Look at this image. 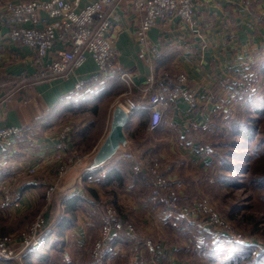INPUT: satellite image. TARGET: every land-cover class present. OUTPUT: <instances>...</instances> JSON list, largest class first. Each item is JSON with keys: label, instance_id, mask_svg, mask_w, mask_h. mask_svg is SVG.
<instances>
[{"label": "crops", "instance_id": "0c3cea01", "mask_svg": "<svg viewBox=\"0 0 264 264\" xmlns=\"http://www.w3.org/2000/svg\"><path fill=\"white\" fill-rule=\"evenodd\" d=\"M8 1L0 0V126H20L26 130L16 140L13 154L0 155V168L7 170L10 176L6 178L10 181L17 178L12 177L14 172L20 176L21 171H16L18 166L21 170L35 166L36 174L41 175L37 180L13 185L18 205L11 214L22 216L35 211L45 197V188L57 168V161L51 162L46 157L62 122H77L70 116L77 119L82 117L78 116L80 114H92L91 110L80 111L81 106L97 104L101 108L94 118H81L75 124L72 147L84 158V165L69 172L54 197L42 208L54 229L56 219L64 213L65 198L78 194L82 200L76 210V224L60 237L63 243L59 247H50L47 260L37 254L33 262L92 264L93 244L105 221L103 210L106 204L113 203L133 220L142 236L157 244L155 251L162 264H190L188 258L178 255L180 249L183 250L180 243L165 244L172 230L187 232L188 223L182 222L186 219L182 214L163 203V188L155 182L150 170L151 156L169 158L172 154L186 153L194 157L196 132L193 129L196 130L195 125L201 126L215 109L206 94L217 82H224L232 71L242 72L264 59V0H199L198 13L192 21L181 22L175 16L158 19L150 30L151 40L163 52L156 63L157 74L169 72L170 84H173L176 74L184 71L189 83L201 93L200 101L194 105L184 101L172 104L159 121L153 118L149 108V95L138 88L131 89L118 77L96 80L97 64L91 55L68 78H36L34 49L10 36L17 23L7 9ZM85 2L83 0L81 5ZM111 14V35L119 52L118 66L132 72L136 82L143 84L150 69L138 53L136 31L141 16L134 9L133 0H119ZM40 17L43 24L47 13L41 11ZM24 77L27 78L26 86L22 82L14 83ZM81 80L85 87L77 91L75 84ZM118 104L126 110L135 107L139 113L125 128V139L118 150L101 159L98 152L111 128ZM141 120H148L143 136L139 134ZM93 121L95 125L101 122L100 136L92 137L94 125L80 137L78 133L82 127ZM168 169L169 178L184 186L179 171L173 174L170 166ZM86 172L91 173L85 176ZM184 217L190 220V216ZM189 235L191 238L194 233ZM190 241L192 243V239ZM188 247L192 250V246L188 244ZM184 248L187 250L186 245ZM153 253L145 240L137 242L130 233L118 231L106 243L104 259L105 264H150Z\"/></svg>", "mask_w": 264, "mask_h": 264}, {"label": "built area", "instance_id": "2783aa9c", "mask_svg": "<svg viewBox=\"0 0 264 264\" xmlns=\"http://www.w3.org/2000/svg\"><path fill=\"white\" fill-rule=\"evenodd\" d=\"M83 0H9L7 9L12 19L17 23L11 29L10 36L31 46L35 51L36 78L39 80H53L68 78L82 65L89 55L97 64V77H118L131 89L138 88L149 95L153 118L159 121L164 112L172 104L184 101L194 105L200 101V91L188 81V75L180 71L175 76V81L170 84L171 75L163 72L158 75L156 63L163 55L160 46L150 38V30L158 19L175 16L181 22L192 21L198 13L199 0H133V7L141 16L137 27L138 53L140 58L150 69L143 84H138L132 72L123 70L118 66L119 55L113 44L111 30L113 19L111 10L119 0H93L82 4ZM45 11L47 18L41 24L40 12ZM21 23V24H18ZM30 25H23V24ZM41 24V25H40ZM21 78L14 83L24 82ZM85 87L84 81L75 84V90L81 91ZM25 96V92L23 94ZM135 107H128L131 110ZM136 109V108H135ZM25 128L20 126H0V145L12 154L15 143L25 133ZM72 124L61 125L54 144L50 147L46 159L57 161L56 177L50 182L46 196L50 200L57 192L68 173L84 165V158L72 147ZM36 173V167H25L22 171ZM155 174L159 172L160 165L151 167ZM170 178L160 176L158 182L165 186L164 201L171 208L177 205L172 197L177 192L170 186ZM163 188V187H162ZM2 201L6 207L18 205V198L12 188L11 182L4 179L0 183ZM208 198L203 200L202 209L206 213V225L214 230L228 233L231 238L239 239L242 235L233 232L232 226L220 212L208 206ZM186 213L191 211L188 206ZM182 215L186 213L182 212ZM127 228L133 238L138 235L128 220H122L117 211L108 207L105 222L100 238L96 241L92 257L95 264H105L104 247L116 230ZM53 225L48 222L43 211L19 232L16 239L11 234L0 235V256L22 260L24 255L43 244L46 236L51 234ZM16 240L20 247L17 248ZM152 248V246H151Z\"/></svg>", "mask_w": 264, "mask_h": 264}, {"label": "rangeland", "instance_id": "374dc122", "mask_svg": "<svg viewBox=\"0 0 264 264\" xmlns=\"http://www.w3.org/2000/svg\"><path fill=\"white\" fill-rule=\"evenodd\" d=\"M263 60L253 63L252 67L245 68L242 72L232 71V74L228 75L224 82H217L211 92L206 94V97H210V100L215 104V109L214 113H211L201 126L194 124L196 126V130L193 129L196 132L194 134V143L196 144V148L193 150L194 157L192 154L186 153H183L184 155L172 154L169 158L161 155L151 156L153 158L151 167H154L156 163L160 165L159 172L154 174L151 167L150 170L154 174L158 186L163 187V192L165 186L161 185L158 180L160 176L169 177V166L172 173L179 171V179L183 180L184 186L178 181L170 179V186L177 192V195L172 197L177 207H169L164 201L163 194L162 201L169 209L178 211L180 215L183 214L182 212L186 213L185 209L180 207L191 208V211L186 213L187 216H190V220L181 215L183 219L186 218L182 222L188 223L186 227L188 233L183 231L178 233L172 230L166 237L165 244L172 241L180 243L183 250L180 249L178 255L188 258L190 264H228L227 261L230 258L223 255V248L234 244L238 245L236 247L238 255L245 256L249 252L252 256L260 252L264 254V110L258 111L259 108H264V102L258 104V96L264 97ZM251 70L255 72L249 73ZM78 116L82 117L77 119L76 116L70 117L78 122L81 118H94L96 115L80 114ZM241 120L248 124L249 130H252L254 140L238 147L236 143L241 139V136L233 132L236 125L243 123L240 122ZM77 122L69 121L73 126V131ZM62 123L65 124L68 121ZM100 123L95 125L91 133L93 138H97L101 134ZM144 133L139 132L140 136H143ZM73 135L74 132L72 138ZM49 160L56 161L52 158ZM18 170L21 171L20 176L14 172L11 175L17 178L9 180L12 182L15 194L17 193L15 185L30 179L37 180L38 176H41L36 173H25L19 166L16 171ZM56 172L57 168L54 177H56ZM7 178L5 179L7 180ZM46 188L45 190H47ZM206 197L208 206L220 212L224 219L231 224L233 232L242 235L239 239L231 238L227 232H220L206 226V213L202 209L203 200ZM1 199L2 194L0 196V235L11 234L16 239L19 232L30 224L39 212L43 211L46 216V210H43V205H46L48 200L46 192L39 207L22 216L11 214L14 207H6ZM108 207L114 208L122 220L129 221L138 238L134 239L133 234L126 227L115 232L126 231L137 242L145 240L148 248L155 252L150 264H162V259L156 253V243L142 236L133 220L121 213L116 204L108 203L105 208L103 207L104 220ZM103 225L104 223L101 226L100 234ZM192 233L194 235L191 238L190 235L188 237V234ZM100 234L93 244L92 252ZM190 239H192V243ZM188 244L192 246V250ZM16 245L19 249L20 244L17 240ZM185 245L187 250L184 248ZM92 252L91 262L95 264ZM238 260L240 261V259ZM244 262L246 261L241 260V263L237 264H244ZM0 264H26V262L24 257L19 260L0 256ZM40 264L44 263L41 261Z\"/></svg>", "mask_w": 264, "mask_h": 264}, {"label": "trees", "instance_id": "16d2710c", "mask_svg": "<svg viewBox=\"0 0 264 264\" xmlns=\"http://www.w3.org/2000/svg\"><path fill=\"white\" fill-rule=\"evenodd\" d=\"M249 73H252V71H250ZM98 81L103 80L102 77H97ZM112 81H110V83H112ZM244 88V86H243ZM258 104L263 103L264 102V97L263 96H258ZM82 107V108H81ZM78 109L80 111H85V110H91L90 112L92 114H95L96 116L100 113V106L97 104H94L92 106H81ZM260 110L258 111H262V109L264 110V108H259ZM78 110V111H79ZM136 113H139V110H135ZM240 122H243V120H241ZM95 125V121L93 122H89L88 124H86L84 127H82V129L79 131L80 133L79 136L80 137H84L88 131V129L92 128ZM77 128V125H75ZM148 126V120L147 121H143L141 120L140 124H139V130L140 132H145L146 127ZM75 128V130H76ZM75 132V131H73ZM234 134H239L241 136V139L236 143V145H238V147H242L241 145H245L248 142H252L254 140L253 136H252V130H249L248 128V124H246V122H243L241 124H238L235 126V130L233 132ZM75 134V133H74ZM78 142H80L78 140ZM258 144V143H257ZM14 153V152H13ZM12 153V154H13ZM9 155L7 154V150H5L1 145H0V155ZM1 166V165H0ZM91 172H86L84 175L87 176L89 175ZM10 176V174H8L7 170L5 168H0V181H2L4 178ZM264 181V178H263ZM82 200L80 195H76V194H72L68 197L65 198L64 200V204H65V208H64V213L61 214L58 219H56L55 222V227L52 230L51 234H49L48 236L45 237L44 242L42 245H40L37 248L32 249L31 251H29L28 253H26L24 255V259L26 264H35L33 262V258L35 256H37V254L39 255V257H44V259H48L49 258V249L51 246L53 247H59L63 241L61 242L60 237H63L66 233V230L73 227L76 224V210L79 206L80 201ZM5 235V234H2ZM237 244H234L233 246H228L223 248V255L227 258H230L227 262L228 264H237V263H241V260H245L246 262H244V264H264V254L263 253H258L255 256H252V254L249 252L248 254H246L245 256L242 255H238L237 254ZM240 259V261L238 260Z\"/></svg>", "mask_w": 264, "mask_h": 264}, {"label": "water", "instance_id": "95a60500", "mask_svg": "<svg viewBox=\"0 0 264 264\" xmlns=\"http://www.w3.org/2000/svg\"><path fill=\"white\" fill-rule=\"evenodd\" d=\"M136 114L135 108L126 110L121 104L115 107L111 128L98 152L101 159H106L118 150L121 141L125 139V128Z\"/></svg>", "mask_w": 264, "mask_h": 264}]
</instances>
